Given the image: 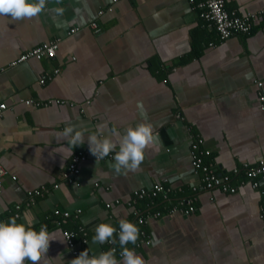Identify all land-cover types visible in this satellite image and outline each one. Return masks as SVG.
Masks as SVG:
<instances>
[{
  "label": "crops",
  "instance_id": "1",
  "mask_svg": "<svg viewBox=\"0 0 264 264\" xmlns=\"http://www.w3.org/2000/svg\"><path fill=\"white\" fill-rule=\"evenodd\" d=\"M201 1L48 0L36 17L0 16V103L7 104L0 117V164L8 172L0 218L27 217L35 229L46 224L64 240L51 241L40 264L76 258L64 228L86 231V244L76 239L80 253L108 251L109 242L93 240L95 228L121 219L159 240L132 247L146 264H264V185L254 187L242 169L264 158V0H226L231 11L256 14L250 33L226 39L200 16ZM93 21L101 31H94ZM55 39V56L11 64ZM27 99L42 104L28 105ZM141 122H150L159 139L136 171L117 174L114 158L91 157L73 182L65 180L71 156L89 148L85 136L83 145L70 149L61 136L65 127L86 129L85 135L103 128L112 136ZM199 139L209 152L205 161L238 186L236 193L202 189L194 212L169 213L168 202L158 217V208L133 202L134 190L156 182L171 186L172 196H189L201 184L191 159L193 140ZM43 186V195H28ZM55 209L72 213L62 226ZM136 210L145 223L136 221Z\"/></svg>",
  "mask_w": 264,
  "mask_h": 264
},
{
  "label": "clouds",
  "instance_id": "2",
  "mask_svg": "<svg viewBox=\"0 0 264 264\" xmlns=\"http://www.w3.org/2000/svg\"><path fill=\"white\" fill-rule=\"evenodd\" d=\"M47 2L48 0H0V16H10L13 20L33 18L45 10ZM138 107L144 114L142 105ZM85 131L86 129L69 125L63 129L61 136L67 140L70 149L83 145L87 136L89 151L96 157L97 162L115 152V163L112 167L117 174L121 173L122 169L136 171L145 158L146 150L156 145L159 139L150 122L130 126L122 135L113 133L109 136L103 128L89 135H85ZM18 219L13 216L6 221H0V264H25L26 261L40 264L42 258L47 257L51 241H64L59 239L55 232H49L45 225L37 231L27 217L25 222L18 223ZM116 234L117 229L111 223H100L95 228L93 240L101 244L114 242ZM118 236L122 260L116 258L115 249L91 256L86 249L72 259L70 264H146L141 255L133 248L127 247L129 244H136L140 236L139 227L133 222L121 219ZM151 243L156 245L159 240L153 236Z\"/></svg>",
  "mask_w": 264,
  "mask_h": 264
},
{
  "label": "built area",
  "instance_id": "3",
  "mask_svg": "<svg viewBox=\"0 0 264 264\" xmlns=\"http://www.w3.org/2000/svg\"><path fill=\"white\" fill-rule=\"evenodd\" d=\"M191 4L195 5L196 0H188ZM113 3L117 2V0H112ZM198 7L201 9L200 16L210 22L216 28L219 36L221 39H226L234 33H250L253 29L254 22L256 21V14L255 13H246V14H239L235 11H231L226 7V0H202ZM108 10H112V6L107 8ZM105 10H99V14H102ZM90 26L94 29V31L99 32L101 31V27L99 26L97 21L91 22ZM79 28L75 27L71 29V32L77 31ZM59 45V40L55 39L53 41L44 42L27 52L21 54L16 60H14L11 64H16L18 62L27 60L29 58H38L41 59L44 56L53 57L56 54L57 48ZM3 69L0 68V72ZM58 72V70H55ZM47 79V75H43L40 78V82L44 83ZM262 82H258V87H262ZM259 101H260V108L264 111V92H259ZM26 104H42L41 101H34L31 99H27L24 101ZM58 103H62L61 100H56ZM49 104V102H46ZM7 109V104L4 102L0 103V117L3 115V112ZM192 143V165L201 174V184L200 185H193L191 193L189 196H182L176 197L172 200V188L171 186L156 182L150 188H140L134 190L133 194V202L141 200V199H149L150 203L155 205L156 199H160L162 203L164 202H172L169 205L167 212L169 213H177L182 212L184 214H189L195 211L196 206L195 202L198 201V194L202 189H218L222 192L226 193H236L237 192V185H234L229 177H223L214 168L211 162L205 161L204 157L208 154V150L200 147V143L202 142L201 139L193 140ZM118 151V148L116 149ZM115 152L111 153L109 156L104 158H114ZM96 159L93 156L89 148L75 152L66 167L65 172L63 173V177L68 182H73L74 177H76L81 172V165L84 161L88 160L89 158ZM103 158V159H104ZM245 176L251 180V183L254 187H257L260 182L264 185V158L258 160V162L254 166H250L248 164H244L242 167ZM237 171V170H236ZM7 170L4 166L0 164V190L2 187V182L4 176L7 175ZM55 187H58L59 184H55ZM46 191L45 186L33 189L28 191L29 196L33 195H43ZM116 202H119L117 200ZM154 205H152L154 207ZM111 203L107 204V207H110ZM151 206V207H152ZM20 207L19 205L17 206ZM78 211L74 213V216H78ZM54 213L58 215L60 218L57 219L55 222L58 226H62L66 223V221L71 217L72 213L67 210H60L55 209ZM136 215L137 221L141 223L146 222V218L140 213L139 210L134 211ZM161 210H155L153 212V216L158 217L162 215ZM18 216V214H16ZM260 216L264 219V199L261 205V213ZM0 221L1 220L0 218ZM47 226L46 224H43ZM42 226V225H41ZM40 226V227H41ZM39 227V229H40ZM39 229H36L37 231ZM48 229V227H47ZM63 237L66 241L68 248L71 250L74 256H78L80 254V248H78L77 240H76V232L74 230L64 228L62 230ZM83 236L81 238V243L86 244L88 241L87 233L84 229H82ZM141 238L138 241L137 245L140 246L141 244L150 245L153 238L147 233L145 229L140 231ZM111 242V241H110ZM111 249H115L117 252V247L112 246Z\"/></svg>",
  "mask_w": 264,
  "mask_h": 264
},
{
  "label": "trees",
  "instance_id": "4",
  "mask_svg": "<svg viewBox=\"0 0 264 264\" xmlns=\"http://www.w3.org/2000/svg\"><path fill=\"white\" fill-rule=\"evenodd\" d=\"M214 26V25H213ZM253 30V29H252ZM189 192V190L188 189H184V193L185 194H187ZM176 195H173V197H172V200H174L176 197H175ZM142 203L143 205V207L142 208H149L150 206H152V205H154V204H152V203H150V200L149 199H141V200H138L137 201V204L139 205V203ZM166 203H168V202H164V203H162L161 202V200L160 199H156V201H155V205H154V209L155 208H158V210L161 208H163V205H165ZM170 205V204H169ZM119 221L120 220H116V222H115V224L113 225V226H115L116 227V229H117V234L114 236V242H109V243H107V249L108 250H111V247L114 245V246H116L117 247V252H116V256L117 257H120V252H121V246H120V244H119V236H118V233H119ZM137 221V220H136ZM19 223V222H18ZM137 225V224H136ZM74 226H77V225H74ZM142 225H140V226H138L139 227V229H140V231L142 230V229H145V228H143V226L141 227ZM71 230H74L75 232H76V234H78L77 235V237H76V239L78 240V241H80V239L82 238V236H83V233H82V228H78V227H75V228H71ZM137 243H138V241L136 242V244L135 245H137ZM135 245H133V244H129V245H127V247H129V248H132V247H134ZM82 247H84L83 245H82Z\"/></svg>",
  "mask_w": 264,
  "mask_h": 264
}]
</instances>
